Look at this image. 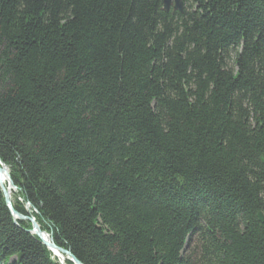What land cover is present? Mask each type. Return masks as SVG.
<instances>
[{
	"label": "trees",
	"instance_id": "trees-1",
	"mask_svg": "<svg viewBox=\"0 0 264 264\" xmlns=\"http://www.w3.org/2000/svg\"><path fill=\"white\" fill-rule=\"evenodd\" d=\"M182 1L0 0L12 204L83 264H264V0ZM32 228L0 185V264H74Z\"/></svg>",
	"mask_w": 264,
	"mask_h": 264
},
{
	"label": "water",
	"instance_id": "water-1",
	"mask_svg": "<svg viewBox=\"0 0 264 264\" xmlns=\"http://www.w3.org/2000/svg\"><path fill=\"white\" fill-rule=\"evenodd\" d=\"M171 7H173L174 11H183L184 8V4L182 0H164V10L168 11ZM5 170L7 176H8V181H9V190H15L16 186L13 182V180L11 179L8 167L5 165V163L2 162V160L0 159V185L2 187V190L4 192L5 198H6V203L8 205V207L10 208V210L12 211L14 217L18 218V219H28L32 222V232L35 233L38 237H40V239L43 241V243L48 246L52 251L54 250H58L61 253H63L65 256H67V259L70 260L71 262H73L74 264H83L79 259H77L69 250L64 249L62 247H59L58 245H56V243L54 242L53 238L50 236V240H47L44 238L43 234L45 231H43L40 227V225L38 224V222L35 220L34 217H27L24 215H21L20 213H18L12 204V199H11V193L10 191L5 187V185L2 183L1 181V174L2 171Z\"/></svg>",
	"mask_w": 264,
	"mask_h": 264
},
{
	"label": "bare ground",
	"instance_id": "bare-ground-1",
	"mask_svg": "<svg viewBox=\"0 0 264 264\" xmlns=\"http://www.w3.org/2000/svg\"><path fill=\"white\" fill-rule=\"evenodd\" d=\"M9 179H8V176H7V174H6V172H5V170H3L2 171V174H1V181H2V183L5 185V183H7L8 185V187H7V189L9 190V181H8ZM10 191V193L12 194V191L13 190H9ZM43 236H44V238L45 239H47V240H50V236L46 233V232H44V234H43ZM54 253L62 260V261H65V259H67V256H65L63 253H61L60 251H58V250H54Z\"/></svg>",
	"mask_w": 264,
	"mask_h": 264
},
{
	"label": "rangeland",
	"instance_id": "rangeland-1",
	"mask_svg": "<svg viewBox=\"0 0 264 264\" xmlns=\"http://www.w3.org/2000/svg\"><path fill=\"white\" fill-rule=\"evenodd\" d=\"M35 218V217H34ZM36 220V219H35ZM60 261H61V263H65V261H62L61 259H60Z\"/></svg>",
	"mask_w": 264,
	"mask_h": 264
}]
</instances>
